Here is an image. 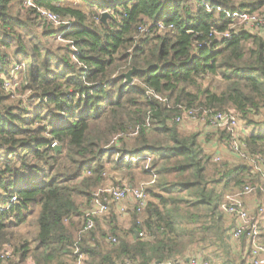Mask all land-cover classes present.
Instances as JSON below:
<instances>
[{"label": "trees", "instance_id": "1", "mask_svg": "<svg viewBox=\"0 0 264 264\" xmlns=\"http://www.w3.org/2000/svg\"><path fill=\"white\" fill-rule=\"evenodd\" d=\"M26 1L0 0L6 264H177L192 254L247 264L236 251L234 221L219 207L228 193L257 184L253 169L264 160V34L232 17L264 18V0ZM43 9L65 23L46 22ZM154 65L126 83L132 67ZM208 76L223 89L204 87ZM184 111L198 118L234 111L249 129L240 142L253 161H214L197 133L175 122ZM108 164L116 171L142 165L153 181L144 210L127 212L128 233L116 225L114 204L93 218L92 230L82 229ZM33 216L28 239L18 228ZM106 227L109 233L99 229Z\"/></svg>", "mask_w": 264, "mask_h": 264}, {"label": "built area", "instance_id": "2", "mask_svg": "<svg viewBox=\"0 0 264 264\" xmlns=\"http://www.w3.org/2000/svg\"><path fill=\"white\" fill-rule=\"evenodd\" d=\"M25 4L30 5L31 0H27ZM40 15L46 22L54 26L65 23L58 15L45 9L41 10ZM232 17L233 20L243 24L246 28H250L251 30L259 31L258 29L264 28V18L258 15L234 14ZM159 27L162 28L163 26L159 24ZM224 36H227V34H224ZM17 69L18 67H14V70ZM4 87L9 89V83L5 82ZM183 120L201 121V123L209 125L215 130L225 132L230 138L231 152L248 162L253 161L252 157L247 154L243 144L240 142L241 133L239 134L240 127L238 123L240 121L234 111H229L227 113L204 111L199 118L191 111H184L180 117L175 118V122L181 124ZM217 160L218 158H216V161ZM258 161L259 163L253 170L255 174L259 175V185L244 184L237 192L227 194L219 207L221 212L230 216L234 221L235 230L232 233L233 239L236 241L244 239L245 243L248 244V250H246L247 264H264V239L262 238L259 222L264 218V206L260 202L257 203L256 215H251L243 199L244 196L251 195L255 192H259L264 196V160L259 159ZM89 175L90 173L86 172L83 176ZM151 184H153V181L143 182L135 187L130 185H104L94 194L91 207L85 214L82 229L84 231L92 230L94 228L93 218L106 214L111 204H114L119 214L126 215L127 211L124 201L127 198L132 200V207L135 208L136 212L140 213L147 205L149 196L146 188ZM15 200L16 197L13 196L11 202ZM139 236H142V234H139ZM111 241L115 242L114 239H111ZM11 256V248L9 246L4 247L0 253V264H6ZM177 264H217V262L211 258L206 259L198 254H192L187 261H182Z\"/></svg>", "mask_w": 264, "mask_h": 264}, {"label": "rangeland", "instance_id": "3", "mask_svg": "<svg viewBox=\"0 0 264 264\" xmlns=\"http://www.w3.org/2000/svg\"><path fill=\"white\" fill-rule=\"evenodd\" d=\"M72 3L69 4V6L71 5V7H75L77 6L78 0H70ZM24 4V2H23ZM19 11L18 8V1L11 6V12L16 14V12ZM103 13V12H102ZM101 13V15H102ZM59 42L61 40H58ZM12 50V49H10ZM9 50V51H10ZM214 79V78H213ZM202 85L204 87H208L211 89H219L222 90L223 89V84L219 81H214L212 80L211 76H208L202 83ZM264 119V112L263 115L261 117L260 120ZM239 123V127H240V131L239 134L241 133V138L244 136L243 130H246V132L249 131V129H244V124L241 122ZM180 128L182 131L185 132H190V133H197L198 135V139L203 143V146L205 147V152L208 154H211L212 158L214 161H216V158H218V163L221 161H229V156H230V140L229 138H227V136H225L224 134L220 133V131L215 130L213 128H211L209 125H206L204 123H201V121H190V120H183L182 123L180 124ZM262 131H264V126L259 127ZM259 130V129H258ZM232 155H235L233 153H231ZM213 161V162H214ZM215 163V162H214ZM142 165H139L137 167H132L130 169H121L120 171H116L112 168V166L110 164L107 165V168L105 169V173H104V179H103V186L106 184H113V185H129L132 184L134 187L140 185L143 182H147L148 181V176H145V174L142 173ZM257 178V177H256ZM257 180V185H259L260 179H256ZM243 186V185H242ZM240 186L239 188H237V190H234V192H237L238 190H240V188L242 187ZM232 193V192H231ZM228 193V194H231ZM247 196V195H246ZM249 197L252 200L253 203V198L257 199V195H255V193H252L251 195H249ZM264 198V196H262ZM244 199V198H243ZM260 199V198H259ZM259 199L258 202L260 201ZM260 203L264 206V200L260 201ZM249 206V205H248ZM247 207V206H246ZM248 208V207H247ZM256 210H257V203L255 202V205L250 206L248 208L249 213L252 215L255 214L256 215ZM116 211V216L117 219L116 220V225L119 226L124 232L129 231L130 228V214H126V215H122L119 214V212L115 209ZM34 216L29 218L27 223L24 226H21L18 228V232L26 235L27 233L31 234L30 236H28V239H31V236L35 233L36 231V226L34 225ZM101 231H103V229L108 230V228H99ZM262 233H264V228L261 230ZM107 233H109V230L107 231ZM236 245V251L241 252L242 255L241 257H243V255L245 254L246 250H248V244L243 242V245ZM25 264H32L31 260L28 259L27 263Z\"/></svg>", "mask_w": 264, "mask_h": 264}, {"label": "crops", "instance_id": "4", "mask_svg": "<svg viewBox=\"0 0 264 264\" xmlns=\"http://www.w3.org/2000/svg\"><path fill=\"white\" fill-rule=\"evenodd\" d=\"M259 31H261L263 34H264V28H260V29H258ZM253 31H256V30H253ZM243 133H246V130H243ZM245 135V134H244ZM232 153V152H231ZM230 153V156H229V160H235V158H234V155H232ZM244 202H245V205L249 208L250 206H252L253 207V205H255V202L256 203H259L258 202V200L257 199H255V198H253V203H252V200H251V198L249 197V195H247V196H244ZM124 205H125V207H126V211L128 212L131 208H132V206H133V202H132V200L130 199V198H127L125 201H124ZM249 205V206H248ZM116 209V208H115ZM127 214V213H126ZM253 214V213H252ZM124 216V215H123ZM262 220H264V218L262 219ZM259 221L260 222V228H261V230L264 228V221ZM261 233H262V231H261ZM263 235H262V238L264 239V233H262ZM241 242V239L240 240H237L236 241V243H237V245L239 246L240 245V242ZM243 242L245 243V241L243 240ZM246 244V243H245ZM237 246V247H238ZM237 250V249H236ZM237 254L239 255V256H241L242 255V253L241 252H237ZM244 256H246V259H247V254H246V252H245V254H244ZM189 258V257H188ZM187 259V258H186ZM186 259H185V261H186ZM246 263H247V260H246Z\"/></svg>", "mask_w": 264, "mask_h": 264}, {"label": "water", "instance_id": "5", "mask_svg": "<svg viewBox=\"0 0 264 264\" xmlns=\"http://www.w3.org/2000/svg\"><path fill=\"white\" fill-rule=\"evenodd\" d=\"M110 18V15H109V13L108 12H103L102 13V15H101V21L103 22V23H106V21H107V19H109ZM153 67H157V65H154V66H150V67H148V68H145V69H142V70H140V69H136L135 67H132L128 72H126L123 76H124V78L126 79V83H131L132 82V76L134 75V74H136V73H145V72H147V71H149L151 68H153ZM55 147V150L56 151H59L60 149H61V147L60 146H54ZM136 235H137V233H135ZM188 259V258H187ZM187 259H186V261H187Z\"/></svg>", "mask_w": 264, "mask_h": 264}]
</instances>
